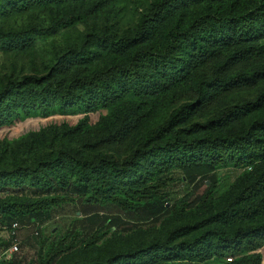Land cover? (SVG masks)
<instances>
[{
  "label": "trees",
  "instance_id": "obj_1",
  "mask_svg": "<svg viewBox=\"0 0 264 264\" xmlns=\"http://www.w3.org/2000/svg\"><path fill=\"white\" fill-rule=\"evenodd\" d=\"M83 1L0 0V13ZM107 1L112 0H93L82 14L92 13ZM187 1L190 0L153 2L131 34L117 35L108 28L87 33L83 44L97 42L122 53L135 46L132 52L123 53L107 66L76 75L69 81L51 72L8 80L0 88V128L32 115L83 113L76 126H65L62 131L73 133L87 123L89 113L107 110L108 115L100 120L105 130L101 129V137L109 143L120 142L153 115L161 96H172L197 67L223 54L232 63L264 57V0H212L208 10L188 24L183 21L182 11L175 12L168 18L165 39L158 46L144 42L151 28L174 5ZM80 17V13L72 10L28 30H0V37L5 38L0 40V51L31 47L36 37L51 35ZM31 32L33 35L29 36ZM183 47L188 48V59L181 62L176 56ZM71 52L77 53L72 49L68 55ZM257 75L239 71L198 82L195 102L180 106L154 126L135 150L120 161L113 155L89 160L59 150L41 157L32 167L22 168V177L34 190L27 198H0V229L11 231L14 222L18 229L23 223L37 225V220L56 206L80 201L81 213L85 212L87 221H100L105 227L129 231L135 225V217H142L153 205L166 208L164 190L173 181L175 170H180V179L193 187L202 179L207 189L203 198L212 196L216 170L237 171L238 192L209 218L235 221L264 216V115L236 130L225 129L230 117L260 107L264 103V90L251 101L224 106L205 121L174 129L196 103L211 102L218 87L227 89L251 82ZM1 176L0 180L8 177ZM190 227L186 224L172 229L163 240L121 252L103 263L86 264H200L213 256L219 264H264V254L257 251L264 245V222L235 229L231 234L213 227L190 241L172 243L174 235ZM98 233L95 230L85 236V244L99 241ZM77 237L75 231L71 241ZM9 244L7 238L0 248ZM63 244L62 239L51 248L42 264H52L57 255L75 247L76 241ZM11 258L0 264H11Z\"/></svg>",
  "mask_w": 264,
  "mask_h": 264
},
{
  "label": "rangeland",
  "instance_id": "obj_2",
  "mask_svg": "<svg viewBox=\"0 0 264 264\" xmlns=\"http://www.w3.org/2000/svg\"><path fill=\"white\" fill-rule=\"evenodd\" d=\"M92 1L42 5L22 11L0 13V30L15 32L46 25L72 10L81 14L78 20L65 28L48 36L36 37L31 47L0 51V88L10 79H20L29 74L42 75L51 72L53 76L69 81L76 75L109 65L118 57H122L123 53L132 52L135 46L128 47L123 53L117 52L97 42L83 44L85 35L92 31L99 32L103 28H108L117 35L131 34L151 4L157 0H112L99 4L92 13L82 14ZM211 2L212 0H190L174 5L168 14L151 28L144 42L158 46L165 39L168 18L173 13L182 11L183 21L188 24L194 17L206 12ZM28 35L33 34L31 32ZM4 39L0 37V40ZM72 49L77 53L71 52L70 56L68 54ZM64 57L88 58L68 60ZM176 57L181 62L187 60L188 48L183 47ZM239 71L255 72L258 75L251 82L239 83L227 89L218 87L215 90V98L211 102L196 103L188 116L174 126V129H177L194 122L205 121L216 115L224 106L253 100L264 90V57L232 63L227 60V54H223L220 58L197 67L172 96L168 94L161 96L157 100L153 115L120 142L109 143L104 141L105 137H101L102 130L104 132L105 130L101 127L100 120L102 116L108 115L107 110L89 113L87 123L73 133L63 134L62 131L65 126H76L83 113L32 115L0 128V177L1 174L8 175L0 180V198L30 196L34 187L22 177V168L32 167L41 157L59 150L70 154L77 153L89 160H98L103 155H113L120 161L122 157L135 150L154 126L180 106L195 102L198 82L216 75L226 77ZM262 115L264 103L247 114L230 117L225 129L236 130L247 126L253 119ZM194 135L196 133L188 134V137ZM215 174L217 179L211 188L212 196L203 198L207 189L202 179L193 187L180 179L182 176L180 170H175L172 175L173 181L164 190L166 208L159 204L153 205L147 213L142 214V217H135V225L125 232L115 227H105L100 221L95 223L87 221L85 212L81 213L80 201L62 203L39 218L37 225L23 223L17 230L19 249L13 254L10 262L42 264L47 252L63 239V245L75 241L76 245L57 255L52 264L103 263L121 252H129L154 241L163 240L170 230L186 224L191 227L182 230L179 235L176 234L177 236L174 235L172 243L190 241L213 227L231 234L235 229L263 223L264 216H252L235 221L209 218L224 207L239 190L237 171L223 168L216 170ZM34 227H37V233H34ZM95 230L101 235L99 241L85 244V236ZM75 231L78 232V237L71 241ZM6 239V230L0 229V246ZM257 251L264 254V245ZM218 262L216 256H213L200 264H219Z\"/></svg>",
  "mask_w": 264,
  "mask_h": 264
},
{
  "label": "built area",
  "instance_id": "obj_3",
  "mask_svg": "<svg viewBox=\"0 0 264 264\" xmlns=\"http://www.w3.org/2000/svg\"><path fill=\"white\" fill-rule=\"evenodd\" d=\"M19 228V225L14 222L11 224V231L6 230L7 232V238L10 239V244L7 247L0 248V261L9 260L13 254H15L19 249V241L17 238V230ZM34 233H37V230L34 231ZM12 237V238H11ZM231 258H226L227 261H229Z\"/></svg>",
  "mask_w": 264,
  "mask_h": 264
}]
</instances>
